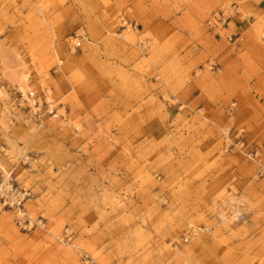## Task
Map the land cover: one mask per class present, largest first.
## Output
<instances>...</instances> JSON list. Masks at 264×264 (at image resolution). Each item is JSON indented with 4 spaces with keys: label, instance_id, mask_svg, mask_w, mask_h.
<instances>
[{
    "label": "rangeland",
    "instance_id": "374dc122",
    "mask_svg": "<svg viewBox=\"0 0 264 264\" xmlns=\"http://www.w3.org/2000/svg\"><path fill=\"white\" fill-rule=\"evenodd\" d=\"M254 1L0 0V264H264Z\"/></svg>",
    "mask_w": 264,
    "mask_h": 264
},
{
    "label": "built area",
    "instance_id": "2783aa9c",
    "mask_svg": "<svg viewBox=\"0 0 264 264\" xmlns=\"http://www.w3.org/2000/svg\"><path fill=\"white\" fill-rule=\"evenodd\" d=\"M223 16V12L218 13L216 21H221V17ZM211 23V20L208 21V24ZM241 132V131H239ZM247 157L256 163L257 171L256 174L258 176H264V161H262V153L255 149L246 154ZM30 193L28 189L25 187L18 186L14 182L11 181V178L5 176L0 179V203L3 206H8L12 208L17 215L22 218H26V213L24 211L23 203L29 197ZM197 230L194 228H190L183 237V241L187 242L190 240L195 234Z\"/></svg>",
    "mask_w": 264,
    "mask_h": 264
},
{
    "label": "crops",
    "instance_id": "0c3cea01",
    "mask_svg": "<svg viewBox=\"0 0 264 264\" xmlns=\"http://www.w3.org/2000/svg\"><path fill=\"white\" fill-rule=\"evenodd\" d=\"M252 5V9L257 17H260L262 13H264V0H259L255 3V1L250 3Z\"/></svg>",
    "mask_w": 264,
    "mask_h": 264
}]
</instances>
